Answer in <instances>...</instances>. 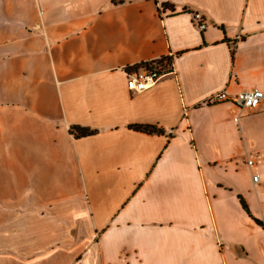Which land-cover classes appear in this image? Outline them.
<instances>
[{"label":"crops","instance_id":"crops-1","mask_svg":"<svg viewBox=\"0 0 264 264\" xmlns=\"http://www.w3.org/2000/svg\"><path fill=\"white\" fill-rule=\"evenodd\" d=\"M250 90L264 0H0V264H264V104L206 103Z\"/></svg>","mask_w":264,"mask_h":264},{"label":"built area","instance_id":"built-area-1","mask_svg":"<svg viewBox=\"0 0 264 264\" xmlns=\"http://www.w3.org/2000/svg\"><path fill=\"white\" fill-rule=\"evenodd\" d=\"M194 19L198 22V28L204 30L205 24L202 23L201 16L195 14ZM169 74H172L170 63L167 67L157 64H146L127 74L126 88L134 94H139L153 88L162 78ZM206 103L208 105L220 103L233 104L237 108V115L234 118V122L238 123L242 115L255 112L262 107L264 104V94L258 90H250L230 97L225 91H221L212 95ZM246 164L250 169L253 166V161L247 159ZM257 180V176H252V181L254 183H256Z\"/></svg>","mask_w":264,"mask_h":264},{"label":"trees","instance_id":"trees-1","mask_svg":"<svg viewBox=\"0 0 264 264\" xmlns=\"http://www.w3.org/2000/svg\"><path fill=\"white\" fill-rule=\"evenodd\" d=\"M125 1L126 0H112V4L118 5V4L124 3ZM166 5H168V4H166ZM169 7L171 10L173 9V7L171 5H169ZM152 64L161 65L163 67L169 66V62H166L164 60H160L159 62L152 63ZM129 128L134 130V131L149 134V135H151V134L152 135H165V132L163 130H161L155 126H151V125H134V126H130ZM69 131H70V134L76 139L92 136L96 133L95 131L90 130L89 128H84V127H79V126H72V127H70ZM239 200H240V204H241L242 208L244 209V211L248 213V209H247L244 201L241 198H239ZM255 222L259 223L257 220H255Z\"/></svg>","mask_w":264,"mask_h":264}]
</instances>
